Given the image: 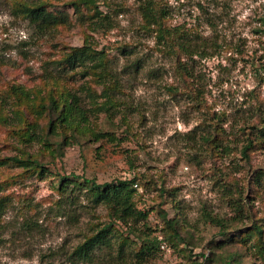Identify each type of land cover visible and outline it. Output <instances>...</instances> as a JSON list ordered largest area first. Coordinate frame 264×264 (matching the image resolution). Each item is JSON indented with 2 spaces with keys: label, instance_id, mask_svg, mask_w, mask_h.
<instances>
[{
  "label": "rangeland",
  "instance_id": "374dc122",
  "mask_svg": "<svg viewBox=\"0 0 264 264\" xmlns=\"http://www.w3.org/2000/svg\"><path fill=\"white\" fill-rule=\"evenodd\" d=\"M153 1L168 14L166 26L189 30L206 45V58L181 59L190 78L145 29L143 0H0V160L27 152L46 170L41 176L0 166V264H120L107 255L115 256L124 238L125 256L131 242L155 246L145 264H215L201 258L223 240L208 216L230 230H264V0ZM38 2L64 23L39 29L23 13ZM95 6L108 17L98 28ZM85 45L107 57L111 77L102 83L87 68L56 69L69 49ZM62 86L91 111L83 125L114 132L117 141H76L68 133L62 154L24 141L18 130L37 121L45 127L46 119H37V105L23 95L48 97ZM73 175L99 184L137 177V207L153 209L146 227L138 223L140 239L112 225L110 246L94 262L78 258L76 248L109 218L74 183L58 192L59 177ZM158 210L181 220L180 237L164 236ZM254 243L212 252L237 250L240 264H264V249Z\"/></svg>",
  "mask_w": 264,
  "mask_h": 264
},
{
  "label": "trees",
  "instance_id": "16d2710c",
  "mask_svg": "<svg viewBox=\"0 0 264 264\" xmlns=\"http://www.w3.org/2000/svg\"><path fill=\"white\" fill-rule=\"evenodd\" d=\"M81 1L86 5L94 6L96 0ZM23 13L32 23L36 24L39 29H46L50 26L62 24L65 20L64 16L53 14L45 3L40 2L34 3L31 6H24ZM140 13L145 22V29L156 33L157 45L163 47L159 51H164V49H166L168 54H174L177 57L179 63H181L182 58L193 60L194 57L203 59L208 56L205 50L206 45L199 42V40H197L198 37H196L193 32L177 28L171 29L169 26L165 25L164 20L167 18L168 14L165 10L157 7L153 0H143ZM94 15L98 17V19L92 23L95 24L97 28L103 25L100 24L99 26V22L97 21H105L108 19L107 15H103L99 12L96 6ZM179 65L183 67L182 71L186 74L183 75V78H190L192 75L188 74L189 71L187 67L183 66L184 64L182 63ZM56 66L60 74L72 71L76 67L87 68L85 73L91 70V73H94L97 79H100L101 83L103 80H107L106 78L111 77V73L108 69L107 57L101 52L96 51L90 45L69 49V52L64 55L63 59L58 62ZM61 88L63 89L59 93L52 88L47 94L48 97H41V95H37L38 92L30 94L31 91L26 92L25 95L21 94L26 97L30 105L32 103L37 105L35 111L37 119H39V117L46 119L45 127H41L38 121L36 123H25L26 127L18 130L24 141L28 143L37 141L44 143V145L54 146V149H56L59 154H62L63 145H70V143L67 142L68 133L70 137L75 138L76 141L82 139V137H89V139H93L94 142L103 141L104 139L110 142L117 141L114 132L101 129L93 130L90 129L88 125L85 127L83 124H87L88 114L91 111L82 106L81 99L76 94H71L64 86ZM87 90L89 91L90 89L87 88ZM105 105H107L106 102ZM110 107L111 105L105 106L106 112L109 111ZM25 110L30 113L31 109L26 105ZM43 114H45V116ZM38 129L42 131V134L38 132ZM43 131L45 132L44 134ZM53 136H55L54 138L59 137L60 141L52 142L51 138ZM205 139L207 142L211 141L209 137H205ZM250 147L251 144L244 146L242 153L244 154ZM24 154L25 158L13 157L2 159L0 160V166L15 164L18 167H23L24 172L37 173L41 176L46 174L44 165L40 164L37 158L39 156L34 158L27 152ZM58 182V192L64 191L69 183H74L73 185L76 186V188L86 191L85 193L90 198L91 202L95 205L104 206L108 211L109 224L99 233L86 238L85 241L76 248L75 255L78 258L94 262L95 258L93 257H95L96 253L110 246V240L108 238L109 231L107 229L112 225L123 228L122 232L128 236L140 239L138 234L141 229L138 223L142 222L143 227H146L144 221L147 220L149 211L153 209H138L136 203L137 191L134 188L136 186L137 177H133L129 180H114L109 183L99 184L91 178H85L83 176L80 178L73 175L71 177L61 176ZM164 192L165 191L162 190V193ZM160 195L163 196V194ZM238 197L241 199L240 195H238ZM1 207L2 204L0 202V210ZM174 210L177 211L178 208L175 207ZM156 213L160 215L162 219L163 230L166 231L165 237L167 234H169L171 238H178L181 236V220H179L175 214L173 218L168 219L167 213L164 210H158ZM207 219L214 225L220 227L219 236L223 240L215 244L216 246L208 248V256L204 253L201 255V258L206 263L240 264V253L237 252V250L228 255L217 256L212 252V249L223 251L232 246L233 248L235 247L234 249H237L236 244H239V247L243 248L252 240L255 241L254 246L258 251L264 249V230L258 224H253L249 229L243 228V230L238 231L227 229L222 222H219L217 218L212 216H208ZM131 243L133 244L129 247L132 248L129 250L128 254H126L127 256H125L123 249L125 246L128 247V240L124 238L118 249H116L117 253L115 256H113V253L109 252L107 257L111 260L115 259L113 262H119L120 264H145V262L148 261L147 257L155 250V246L151 242H146L145 240H143L140 245L134 244V242ZM92 259L94 260L92 261ZM100 264L110 263L100 262ZM190 264H195V262L192 261Z\"/></svg>",
  "mask_w": 264,
  "mask_h": 264
}]
</instances>
